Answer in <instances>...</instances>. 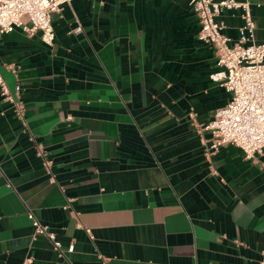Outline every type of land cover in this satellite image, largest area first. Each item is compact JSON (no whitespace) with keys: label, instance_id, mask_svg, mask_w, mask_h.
Listing matches in <instances>:
<instances>
[{"label":"crops","instance_id":"obj_1","mask_svg":"<svg viewBox=\"0 0 264 264\" xmlns=\"http://www.w3.org/2000/svg\"><path fill=\"white\" fill-rule=\"evenodd\" d=\"M217 18L236 39L241 9ZM52 24L0 35L24 105L0 93V264H261L264 151L209 146L230 92L189 0H71Z\"/></svg>","mask_w":264,"mask_h":264},{"label":"built area","instance_id":"obj_2","mask_svg":"<svg viewBox=\"0 0 264 264\" xmlns=\"http://www.w3.org/2000/svg\"><path fill=\"white\" fill-rule=\"evenodd\" d=\"M71 0H0V35L20 28L26 34L39 30L41 39L51 44L54 38L52 14ZM198 22V38L214 48L219 68L209 77L230 92L229 99L217 109L213 118L205 124L210 129V147L231 143L239 146L244 156L253 157L264 151V40L255 38V20L248 0H189ZM223 8H240L242 23L238 37L232 39L222 29L224 21L217 18ZM76 31L81 29L78 25ZM16 72L14 65H8ZM20 85L12 92L0 71V93L12 104L13 111L23 116L24 105L19 99ZM49 161L43 159V164ZM35 233H43L59 248L60 241L52 231L39 221L31 211ZM73 249L69 243L68 250ZM264 264V254L260 260Z\"/></svg>","mask_w":264,"mask_h":264}]
</instances>
